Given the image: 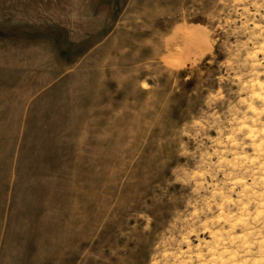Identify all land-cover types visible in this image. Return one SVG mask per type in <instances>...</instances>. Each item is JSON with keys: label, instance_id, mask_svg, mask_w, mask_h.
<instances>
[{"label": "rangeland", "instance_id": "rangeland-1", "mask_svg": "<svg viewBox=\"0 0 264 264\" xmlns=\"http://www.w3.org/2000/svg\"><path fill=\"white\" fill-rule=\"evenodd\" d=\"M0 264H264V0H0Z\"/></svg>", "mask_w": 264, "mask_h": 264}, {"label": "bare ground", "instance_id": "bare-ground-1", "mask_svg": "<svg viewBox=\"0 0 264 264\" xmlns=\"http://www.w3.org/2000/svg\"><path fill=\"white\" fill-rule=\"evenodd\" d=\"M175 36L178 42V51H177L178 53L176 54L178 55V59L180 61L189 60L191 57L195 56L196 54H202V51L199 49L200 41H199V34L197 31L195 30L189 32L178 31L175 34Z\"/></svg>", "mask_w": 264, "mask_h": 264}, {"label": "trees", "instance_id": "trees-1", "mask_svg": "<svg viewBox=\"0 0 264 264\" xmlns=\"http://www.w3.org/2000/svg\"><path fill=\"white\" fill-rule=\"evenodd\" d=\"M206 62H207V61L204 62V65H206Z\"/></svg>", "mask_w": 264, "mask_h": 264}]
</instances>
